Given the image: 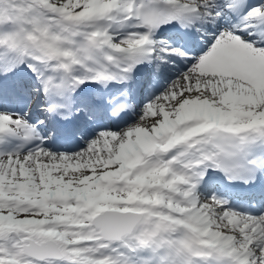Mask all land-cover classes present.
<instances>
[{"label": "snow or ice", "instance_id": "1", "mask_svg": "<svg viewBox=\"0 0 264 264\" xmlns=\"http://www.w3.org/2000/svg\"><path fill=\"white\" fill-rule=\"evenodd\" d=\"M0 264H264V0H0Z\"/></svg>", "mask_w": 264, "mask_h": 264}]
</instances>
